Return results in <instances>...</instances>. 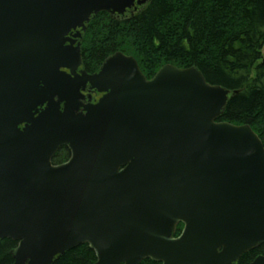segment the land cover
Returning a JSON list of instances; mask_svg holds the SVG:
<instances>
[{
    "label": "water",
    "instance_id": "1",
    "mask_svg": "<svg viewBox=\"0 0 264 264\" xmlns=\"http://www.w3.org/2000/svg\"><path fill=\"white\" fill-rule=\"evenodd\" d=\"M128 1L0 0V238L17 242L11 264H52L81 243L92 264H232L264 243V145L249 123L218 119L228 88L194 66L148 78L121 51L93 74L60 69L79 58L62 46L71 15ZM84 81L104 91L97 102H80ZM61 145L70 155L53 162Z\"/></svg>",
    "mask_w": 264,
    "mask_h": 264
},
{
    "label": "trees",
    "instance_id": "2",
    "mask_svg": "<svg viewBox=\"0 0 264 264\" xmlns=\"http://www.w3.org/2000/svg\"><path fill=\"white\" fill-rule=\"evenodd\" d=\"M94 20L87 28L85 63H99L120 50L133 55L148 76L164 63L195 66L208 82L232 92L218 119L249 123L264 145V0H150L129 20ZM68 155L63 146L53 160ZM15 245L10 238H0V264L11 263ZM258 253H264V244L234 264H247ZM94 261V251L81 243L56 255L52 264ZM138 264L159 262L145 258Z\"/></svg>",
    "mask_w": 264,
    "mask_h": 264
},
{
    "label": "flooded vegetation",
    "instance_id": "3",
    "mask_svg": "<svg viewBox=\"0 0 264 264\" xmlns=\"http://www.w3.org/2000/svg\"><path fill=\"white\" fill-rule=\"evenodd\" d=\"M149 1L150 0H146L145 2L139 3L140 1H138V0H131V1H128L129 5H125L123 7L122 11L113 10L110 7L109 10H99L97 12L91 11L87 15V18H83L82 14L71 15L70 20H69V25H67V27H66L67 33H64L63 36L61 37L62 46L67 48L71 53L77 50L79 52L78 53L79 58L77 60H75V59L69 60L71 62L70 63L71 66H73V69L68 67V66H65V65H61L60 69L65 71L68 74H72V70L75 71L77 74H82V71L85 72L86 74H93L95 72H98L99 67L102 65V62L104 61V59L109 54L107 56H105L103 58V60L100 61L99 63L92 64V65L85 63L84 52L87 49L86 46H87V42H88L86 39L87 38L86 37L87 36V28L94 25L93 22L95 21L94 19L96 17H98V18H102V17L111 18V19H114V20L119 21V22L129 20L134 16L135 12L140 11L142 9V7L146 6L149 3ZM90 66H96V67L91 68ZM138 66H139V64H138ZM144 75L148 78L152 76V75L148 76L145 73H144ZM79 90H80V93L82 95L80 97V102L83 104L95 103L104 94V91H100L96 87L91 86L89 81H84V83H81ZM44 105L45 104L39 105L38 109L40 110L41 108L44 107ZM62 107H63V102L60 103V108H62ZM81 109H82V107L78 108L79 111ZM24 124H25L24 122L20 123L19 127L22 128L24 126ZM63 146H65L69 150V148L66 145H61L60 147H63ZM59 148H57V150ZM56 151H55V153H56ZM69 155H70V151H69ZM69 155L67 156V158L69 157ZM53 157H54V155H53ZM53 157H52V161L55 162L53 160ZM67 158H65V159H67ZM65 159H63V160H65ZM63 160H61V161H63ZM179 224H181V228L178 231V233L181 231V229L183 227V223L179 222L177 224V226ZM177 226H176V230H175L174 235L178 234V233H176L177 232ZM16 244H17V242H16ZM262 244H264V243H262ZM260 245H258V246H260ZM258 246H256V247H258ZM256 247L249 249V250L245 251L244 253L251 251V250L255 249ZM244 253H242V254H244ZM258 254H264V253H258ZM258 254H256L253 258H255ZM12 261H13V258H12ZM12 261H11V263H12ZM236 261H234L232 264L236 263Z\"/></svg>",
    "mask_w": 264,
    "mask_h": 264
},
{
    "label": "rangeland",
    "instance_id": "4",
    "mask_svg": "<svg viewBox=\"0 0 264 264\" xmlns=\"http://www.w3.org/2000/svg\"><path fill=\"white\" fill-rule=\"evenodd\" d=\"M263 49H264V44H263L262 49H261V52H262V53H263Z\"/></svg>",
    "mask_w": 264,
    "mask_h": 264
}]
</instances>
